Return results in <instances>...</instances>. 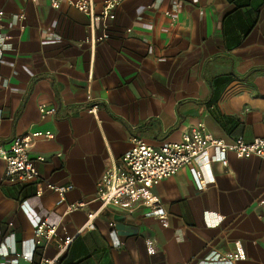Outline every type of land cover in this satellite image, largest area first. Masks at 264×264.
Listing matches in <instances>:
<instances>
[{
    "label": "crops",
    "instance_id": "1",
    "mask_svg": "<svg viewBox=\"0 0 264 264\" xmlns=\"http://www.w3.org/2000/svg\"><path fill=\"white\" fill-rule=\"evenodd\" d=\"M0 10L7 44L0 60V147L52 130L53 139L35 138L30 156L45 157L37 161L42 182L73 185L59 204L57 191L38 196L35 182L6 177L0 158V242L39 264L57 251L56 243L35 244L36 225L46 220L60 236H74L62 264H206L237 250L244 256L236 264H264L258 156L229 152L225 165L210 148L193 164L204 189L190 167L162 180L151 192L166 219L144 205L126 211L102 207L96 198L98 180L121 162L132 135L160 146L203 123L227 142L264 137V0H125L106 18L99 4L93 17L69 3L53 8L49 0H0ZM103 34L110 37L86 42ZM41 104L57 110L42 118ZM80 200L84 208L68 210ZM95 211L96 228L79 233Z\"/></svg>",
    "mask_w": 264,
    "mask_h": 264
},
{
    "label": "built area",
    "instance_id": "2",
    "mask_svg": "<svg viewBox=\"0 0 264 264\" xmlns=\"http://www.w3.org/2000/svg\"><path fill=\"white\" fill-rule=\"evenodd\" d=\"M37 2L39 0H26ZM125 0H49L53 8L59 9L63 3H69L84 13L96 16L95 8L101 6L100 16L106 18L114 10L119 8ZM172 22L177 20L173 10L166 11ZM4 11L0 10V23L3 20ZM25 15L19 16L24 19ZM128 31H131L130 29ZM109 34L90 36L86 42L96 43L109 38ZM6 39L0 35V60L2 50L6 47ZM56 106L40 105L42 118L53 115ZM93 107L91 111H95ZM38 137L53 139L55 133L50 130H35L27 135H20L12 139L9 148L0 147V158L6 161L5 175L12 181L35 182L37 184L36 194L43 195L45 189L55 190L59 193L58 203L64 201L65 194L73 189V185L58 186L51 182L41 181V173L37 161L45 160L44 156L34 159L30 156V148ZM210 148H216L222 155V161L228 164L226 154L235 153L240 158L258 156L264 160V137H257L251 141L244 137H238L231 142L222 138L212 136L207 132L203 123L185 131L179 141L167 142L160 146L149 144L143 137L132 135L131 146L122 156L119 164H113L106 168L97 182L96 198L101 201L102 207L113 205L126 211H133L138 206L144 205L151 209V213L160 219H166L167 211L161 205L160 200L151 192L152 188L162 180L174 176L182 168L190 167L199 189L206 187V180L202 172L193 166L194 162ZM219 159L214 157V160ZM87 202L80 200L69 205L68 210L73 211L84 208ZM97 211L90 212L87 221L79 233L84 230L96 228ZM12 224V223H11ZM167 225V223H166ZM34 240L37 247H48L56 243L55 255L43 256L39 264H62V259L70 244L74 240L73 235L62 237L58 234L57 227L50 225L46 220L39 221L34 231ZM148 249L153 251L152 240H148ZM244 256L241 250L226 254H216L206 261V264H236ZM0 257L6 261L0 264H18L20 260L30 264L34 261L31 254L22 253L10 249L6 243L0 242Z\"/></svg>",
    "mask_w": 264,
    "mask_h": 264
}]
</instances>
